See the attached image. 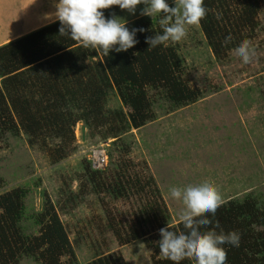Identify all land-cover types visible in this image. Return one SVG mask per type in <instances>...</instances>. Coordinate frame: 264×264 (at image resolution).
<instances>
[{"label":"trees","instance_id":"16d2710c","mask_svg":"<svg viewBox=\"0 0 264 264\" xmlns=\"http://www.w3.org/2000/svg\"><path fill=\"white\" fill-rule=\"evenodd\" d=\"M204 4L208 14L199 29L216 59L226 56L243 40L254 38L264 0H204ZM119 10V6H112L103 11L106 18H112ZM162 18L163 14L143 15L122 22L130 30L142 27L145 31L136 33L139 43L134 47L121 52L112 50L108 56L61 36L58 19L0 44V140L22 132L28 144H38L56 162L68 153L66 148L73 141L72 127L82 122L92 132L103 129L102 137L114 138L111 143L118 144V151L126 154L129 145L121 143L123 136L154 119L155 93L172 108L193 103L202 95L183 77L184 62L177 43L155 48L146 43V37L162 32ZM229 35L231 42L225 44ZM110 93L127 111L105 107ZM83 168L80 185L92 184L96 191L112 198H126L131 190L141 194L148 188L150 200L139 207L136 229L125 235L119 222L113 216L107 217L106 227L118 245L143 236V224L157 233L167 226L166 207L149 179L147 182L131 177L126 164L120 161L111 176L91 169L87 162ZM27 190L17 186L0 193V264H18L21 258L39 264H76L67 233L46 194L42 193L41 210L25 213L23 198ZM207 216L213 225L202 227V232L219 221L225 233L240 234L239 247L224 245L228 253L226 264H264V204H257L246 195L239 201L224 202L214 217L210 213ZM25 218L37 227L36 233L26 234L22 230ZM170 230L187 232L180 221L171 225ZM143 242L152 249L151 264H173L162 257L159 241L143 238ZM84 264L125 263L119 254H105ZM180 264L195 261L185 259Z\"/></svg>","mask_w":264,"mask_h":264},{"label":"rangeland","instance_id":"374dc122","mask_svg":"<svg viewBox=\"0 0 264 264\" xmlns=\"http://www.w3.org/2000/svg\"><path fill=\"white\" fill-rule=\"evenodd\" d=\"M166 2L175 6L174 0ZM57 4L58 0H0V44L56 20ZM141 10L131 14L120 9L115 16L128 22L142 16ZM258 22L250 40L256 56L248 64L235 55L236 47L216 59L199 26H186L187 37L177 43L183 77L202 95L193 103L172 108L155 93L154 119L123 136L121 143L129 145L124 155L118 144L111 143L114 138L102 137L103 129L92 132L82 122L72 127L68 153L56 162L38 144H28L22 132L5 136L0 140V193L17 186L27 188L26 214L41 210L45 193L67 233L76 264L105 254H119L125 264H151L152 249L143 238L161 239L160 232L143 224V236L117 244L106 227L107 217L113 216L126 235L137 228L139 207L150 197L147 187L141 194L131 190L126 198H112L92 184L80 185L83 165L87 162L94 169L91 160L100 150L106 155L100 170L104 176H111L120 161L131 177L151 181L166 207L167 225L176 224L184 208L181 200L171 197L173 186L185 188L208 180L224 202L249 195L263 205L264 9ZM105 107L127 111L114 93L108 95ZM21 225L26 234L36 233L30 220L25 218ZM18 264L39 263L21 258Z\"/></svg>","mask_w":264,"mask_h":264},{"label":"clouds","instance_id":"9594fccd","mask_svg":"<svg viewBox=\"0 0 264 264\" xmlns=\"http://www.w3.org/2000/svg\"><path fill=\"white\" fill-rule=\"evenodd\" d=\"M174 3L175 7H170L166 0H58L55 17L61 24V36L70 37L83 48L101 50L108 56L112 50L121 52L134 47L139 43L136 33L145 29L130 30L115 15L106 18L103 10L119 6L121 10L135 14L137 6L144 4L140 15L163 14L159 21L162 32L146 37V43L149 48L167 47L169 42L175 44L185 39L188 35L186 26H199L208 14L204 0H174ZM220 18L217 14V19ZM231 39L229 35L224 43ZM235 55L248 64L256 56V50L250 41L243 40L235 48ZM169 192L173 199L181 200L184 205L178 219L187 232H174L169 224L161 228L159 249L162 257L173 264H180L185 259L194 260L195 264H226L228 253L224 245L239 247L240 234L236 231L225 233L219 221L207 231H201L202 227L213 225L207 214L214 217L224 203L215 184L205 180L185 188L173 186Z\"/></svg>","mask_w":264,"mask_h":264},{"label":"built area","instance_id":"2783aa9c","mask_svg":"<svg viewBox=\"0 0 264 264\" xmlns=\"http://www.w3.org/2000/svg\"><path fill=\"white\" fill-rule=\"evenodd\" d=\"M95 152V151H94ZM106 155L105 153L100 150L95 153V156L92 158V166L94 169H101L103 166H105L106 161H105Z\"/></svg>","mask_w":264,"mask_h":264}]
</instances>
